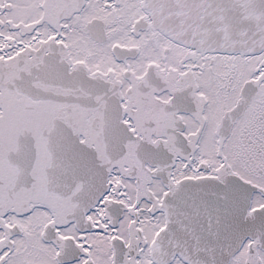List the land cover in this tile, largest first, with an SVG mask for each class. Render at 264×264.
<instances>
[{"label": "snow or ice", "instance_id": "obj_1", "mask_svg": "<svg viewBox=\"0 0 264 264\" xmlns=\"http://www.w3.org/2000/svg\"><path fill=\"white\" fill-rule=\"evenodd\" d=\"M0 264H264V0H0Z\"/></svg>", "mask_w": 264, "mask_h": 264}]
</instances>
